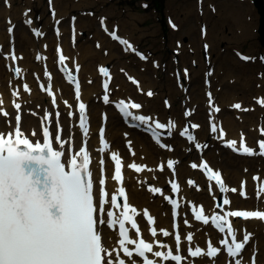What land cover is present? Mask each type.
Segmentation results:
<instances>
[{
  "label": "snow or ice",
  "instance_id": "obj_1",
  "mask_svg": "<svg viewBox=\"0 0 264 264\" xmlns=\"http://www.w3.org/2000/svg\"><path fill=\"white\" fill-rule=\"evenodd\" d=\"M51 3L52 0H49L50 5ZM52 15L53 17L56 15L54 10ZM27 23L32 24V20L28 19ZM57 23L59 22L57 21ZM101 24H104L103 19H101ZM8 31L11 33L12 28L9 27ZM34 31L36 35L41 34L35 29ZM105 31L108 29L105 28ZM57 35H59L58 29ZM112 35L114 39H117L115 33ZM120 43L126 45L128 49L133 48V45L127 40H121ZM10 57L13 62L20 59L14 51ZM7 58L5 57V59ZM36 58L38 60L43 59L40 56ZM65 59L66 57L61 54L60 63L63 64ZM242 59L250 58L242 57ZM13 70L16 76H20L21 69L19 67ZM99 71L110 80L107 68L100 67ZM45 75L48 73L46 72ZM68 79L70 82L75 81V98L79 101L81 98L80 83L71 73H69ZM108 80L103 84L105 93L108 92L109 88ZM22 87L25 92H30L27 83H24ZM41 87L43 88L44 85ZM47 93L52 97L53 105H55L56 99L51 83L47 85ZM18 94V91L13 92L14 96ZM147 95L152 96L153 93L149 91ZM209 97L211 100L210 93ZM103 100L105 103H109V95L105 94ZM64 103L67 104V101ZM258 103L264 105V99L258 100ZM2 104L3 101L0 100V105ZM14 107L17 110L21 109L19 103H15ZM141 107L142 105L139 103L125 104L123 100L120 101V110L127 116H132V113L128 111L129 108L140 109ZM234 107L241 109V104L236 103ZM86 109L85 103L80 102L78 104L79 128L83 132L84 143L75 152L71 148L65 151V145H71L72 138L69 135L67 139H62L63 130L59 126V112L55 114L57 117L55 133L51 132L48 126H44L42 139L37 140L30 139V136L25 134L26 130H22V117L19 112L15 116V123L11 128L3 127L4 121H0V264H126L125 259L120 256L121 252L132 261V264H136V261L132 259L134 254L142 258V264H156V261L150 259L147 254H152L162 261L171 260L180 264L183 259L182 256L173 254V250L168 249V245H159L161 248L168 249L166 252L153 251V243L146 242L143 238H130L126 223H130L131 228L136 230V236H139L140 233L137 221L134 219L138 214L137 208L129 203L125 187L120 186L117 192L111 195L106 190L103 157L99 160L100 176L97 181L98 188L94 193L93 171L90 169L91 157L87 147L89 126ZM242 110L248 111L249 109L244 108ZM213 111L219 112L220 109L213 108ZM0 115L7 117L9 114L0 109ZM68 115L72 116L73 114L69 112ZM185 115H191V113L186 112ZM50 118L51 113L46 112L44 120L50 122ZM132 118L142 124H147L151 119L144 115L133 116ZM154 127L155 129H164L166 125L156 121ZM173 127L175 125L169 121L167 128ZM190 127L195 129L199 125L192 124ZM188 131V127H185L180 134L185 135ZM211 131H217L215 123L212 124ZM223 134L221 129V136ZM30 135L36 137L38 133L33 131ZM153 135L156 136V133L154 132ZM262 135H264V129H262ZM99 137L101 144L99 152L104 153L110 145L105 139L103 127L99 129ZM188 139L192 140L194 137L189 134ZM156 142L161 148L171 150L169 145L160 143L158 137ZM257 144L259 155L264 156V140H259ZM228 146L237 150V141H228ZM196 147L200 148L201 145L197 144ZM129 148L131 149V142H129ZM238 150L241 154H257L256 150L245 143L243 134H241ZM110 159L115 165L114 175L111 179L123 185L122 158L118 152L112 151ZM175 163L176 161L168 160L167 168L173 169ZM127 167L139 173L144 171L146 166L133 162ZM191 167L195 169L197 164L193 163ZM200 168L210 174L209 180H215L221 192L229 191L221 178V172L213 171L207 162L201 163ZM160 170L163 171V166ZM253 179L258 180L260 178L253 177ZM193 183L192 180L188 181L189 185ZM171 188L173 192L179 190L176 183H172ZM149 191L161 193V189L158 187H150ZM230 191L236 193L237 189L231 188ZM262 193H264V185L257 188V198ZM239 195L245 199L248 198L244 191V182L241 183ZM120 198L123 200L122 205L118 202ZM165 199L169 198L165 197ZM169 202L173 206V216H175V209L178 207L177 202L175 200ZM106 205H110V207L106 209ZM222 205L230 207L231 201L224 198ZM217 207L221 208V205L218 204ZM111 208H122V211L117 216ZM193 213L196 221H202L204 225L209 224V217L205 215L203 207L198 211L193 208ZM143 216L147 217L149 224L154 223V219L149 215L147 209L144 210ZM229 217L264 221V210L235 209L224 211L222 209V214L211 217V223L221 233L225 232V225L227 226V233L231 237V241L229 242L225 238L220 241V244L226 249L227 255L235 259L245 250L252 234L245 230L242 240L238 241L237 230L234 229L233 223L228 219ZM187 223L188 221L184 220V224ZM117 230L119 238L115 243L118 248L111 243L113 233ZM162 234L165 237L170 235L166 230H162ZM151 235L153 237L157 235L156 228L151 229ZM187 240L189 242L193 240L191 233L187 235ZM175 242V249L179 252L180 234L175 235ZM130 245H133L134 249H130ZM221 251L220 247H214L213 243L209 241L206 252L201 247H195L194 250L189 248L188 254L193 258L203 256L216 258ZM235 264H241V261L235 259ZM252 264H255V257H253Z\"/></svg>",
  "mask_w": 264,
  "mask_h": 264
},
{
  "label": "bare ground",
  "instance_id": "obj_2",
  "mask_svg": "<svg viewBox=\"0 0 264 264\" xmlns=\"http://www.w3.org/2000/svg\"><path fill=\"white\" fill-rule=\"evenodd\" d=\"M197 4V3H196ZM211 0H201L199 1V4L196 5L197 11L196 16L198 20L203 21L205 24L211 23L210 17L211 13L214 12H220L219 17L227 21L231 27L234 30V34L237 38H244L247 37L248 34H251L253 32L254 28V7L250 4V0H243V1H236V0H225L223 1L219 6L224 8V10H220L219 6L216 9V5L212 6ZM245 5V6H244ZM0 6L5 7L0 9V46L7 47L9 52L12 45H15L16 48L21 52L24 53L23 60L19 61L21 65V74L20 76H16L14 72V62L10 59L9 55L8 58L5 59L3 62L0 60V100L3 101V104L0 105L1 107L7 108L9 112L11 113L14 111L15 114H17L20 110L24 114V119L22 120V129L26 130L27 134L30 135L31 132L35 131L38 133V136L34 137L36 139H40V131L42 124L44 123V114L51 113V127L56 131V120L54 119V113L55 109L52 107L51 99L47 96L48 101L46 103H42L41 100L43 99L44 93L40 92L38 90V83L48 82L50 79L49 77H45L46 71H53L54 73V79L50 80L56 87V90L58 91L59 102L60 106L57 109V111H62L63 117L59 121V126L63 130L65 139L68 138L69 135L74 133V138H76L78 144L80 143L82 139L83 132L78 128L76 124V119H71L67 116V109H65L62 105L64 98L72 99L73 98V90L72 88L64 81L62 78V74L56 72L55 64L57 60V53H55L54 56L49 58L46 63H44L43 60H37L36 56L38 53L41 54L38 49V43L42 44V52L44 54L49 55L50 50L44 49V45L49 44L52 46L55 42V46L57 43H63L65 46L66 53L71 58H78L79 65L82 66L81 69V75L83 79V94L84 97L90 102L89 111L92 114V127L88 135V139L90 142V153L92 155L98 156V150H99V139L97 135V131L100 125H102V121L100 117H98V112L102 110H108L109 111V118H108V131L107 136L110 140V149L116 150L120 154H122L125 157V164L127 168V174L125 178V185L128 187L130 192V204L135 206L137 208V216H141L142 212L147 209L151 211L156 216V226L158 227V234L157 237L154 239V241H161L162 244L168 245V248H172L174 246V230H173V218H172V209L171 206L167 203H164L163 201H156L153 199L152 192L149 191V186L147 184V180L151 179L154 181L155 187H160L166 185L173 177L172 173L165 168L164 172H158L157 169L148 171V167L156 164H163L165 165L166 160H173L175 158V155L182 154L185 155V151L182 148H177L173 150L162 149L158 147V143L152 138L151 134L147 131L146 125L142 124L141 128H129L127 127L122 119H120L111 109L110 105H106L104 103L96 104L92 97L95 91L99 89L100 79L101 77L98 75V69L100 66H103L102 62H104V58L100 55V49L104 47H111L112 43L110 40L106 38V34L108 31L114 30L113 23H110L107 25L108 31H104L102 29V26H98L96 35H95V41L92 44H82L81 47L74 46V40L71 38H68L65 33V27L61 26V33L60 35H53L50 40L48 39V33H45V30H42V34L40 36L39 42H37L36 37L32 34L30 35L29 32H27L26 27L28 25L27 21L25 22L27 25L24 28L20 26V15L16 12L10 13L9 12V6L6 0H1ZM61 9L60 16L64 15V10L62 7H59ZM219 8V10H218ZM216 10V11H214ZM11 11V10H10ZM13 16L16 26L13 30L12 23L10 22L9 25L2 23V18L7 16L11 17ZM12 18V17H11ZM218 18V19H220ZM30 18L27 17L26 20ZM103 19V18H102ZM104 20V19H103ZM136 17H133V19H130L131 23V29H136ZM11 21V19H10ZM138 21V20H137ZM88 27H90V24L94 22L92 19L91 21H88ZM101 23V22H100ZM14 24V23H13ZM33 24V22H32ZM96 24V22L94 23ZM6 25V26H5ZM213 25L209 28V30L206 32L205 35H201L197 42L194 43L195 49L197 51V55L199 57L200 54V48L198 45L201 42L210 43V50L216 49L214 42L215 40L212 38V29H214ZM9 27L12 28L13 36L15 37L14 42L8 41V36L12 33H9L8 29ZM33 28H36L35 25H32ZM82 28V18L78 20V23H75V30L80 33V29ZM116 29H120L121 31L118 32L121 34L124 38V40H127L130 44L133 45L134 48V39L129 34L132 30L129 32L125 29H121L119 27H116ZM138 32V31H137ZM117 33V32H112ZM139 33L140 30H139ZM109 34V33H108ZM12 35V34H11ZM110 35V34H109ZM108 35V36H109ZM201 41V42H200ZM98 42H103L98 45ZM111 42V43H110ZM115 47L120 49L119 46L122 48V50L126 51V53L130 54L133 50L128 49L126 45L114 43ZM49 45V46H50ZM49 46L47 49H49ZM54 46V48H55ZM115 49V50H118ZM88 52H91V54L87 55ZM109 56H113V53L108 54ZM223 56V54H221ZM126 57V56H125ZM1 58V54H0ZM48 58V57H46ZM87 58V61L85 63V59ZM55 59V61H54ZM146 63H149V60L145 59ZM144 60V61H145ZM223 62L229 63L232 60V56H223ZM72 61V60H71ZM144 61L139 60L138 66L142 68V66L145 64ZM73 62V61H72ZM151 62V60H150ZM160 63L156 62L154 69L155 72L159 69ZM239 70H242L243 68H238ZM115 66L112 69L113 74L116 73ZM232 69L230 67H226V73H230ZM138 73L141 77L140 79L143 80L144 77L148 78V76H145L144 74L135 71ZM87 73H90L89 76H87ZM219 76H222L223 71L218 70ZM96 74V82L94 84L89 83L87 80L91 75ZM26 75V82L29 83L32 87H36V89H32L31 95H28L25 91H22L21 89L23 81L22 76ZM129 77H133V72H129ZM116 77H114V81L112 83V86L114 83L118 81V84L120 86H127L129 88L133 89L132 83L128 79H119L118 74H116ZM135 78V77H134ZM151 78V77H150ZM219 78L215 81V84L213 83L212 88L214 86L217 88V92L213 95V103L209 99H207V106H210L211 104L216 105L217 100H222L224 103L227 101H232V104L235 105L237 100L235 97H238V94L236 93L237 90H244V91H251L252 85H251V79L250 78H241L239 81L230 82L228 80H225L223 83H219ZM137 80V78H135ZM155 78H151L152 83L150 80L147 81V87H153ZM244 79V80H243ZM156 81V80H155ZM262 80L260 81V83ZM145 85L139 81V84L137 85V89L143 90V87ZM134 89V90H137ZM263 86L260 85V91H263ZM18 91V95H13V92ZM137 91V92H138ZM233 91V92H232ZM136 92V94H137ZM254 91H252L253 93ZM121 95L120 99L125 98L127 95H125L123 92L119 93ZM225 95V96H224ZM253 94H247L245 96H241L240 98L243 99V103L247 102L250 104V110L251 112L248 114H243L241 112L230 110L224 103H221L224 105L222 107V110L218 113H211V116L215 117L217 120L223 121L227 128L228 135L226 139H222L217 134L214 135V140L212 142V147L208 148L207 150H201L199 152L195 153V160L198 161V167L196 169H193L187 165L181 164L178 169V175L180 182L182 184V192H181V204H182V211H188V209L191 206L197 205L198 203H202L205 207V209L209 213H213L218 210V207L215 203L214 197H217L221 191L219 187L216 186V184L210 180H207L204 178L202 169L200 168V159L199 156H205L209 160L212 161V164L217 163V158L220 152H222V158L227 157V162L223 165V169L225 170V174L227 177L228 183L231 185L237 186V188H240V184L244 176L238 177L241 174H244V172L248 171V169H261L260 173L262 175L260 181L254 182L252 178L251 173L250 177H246L249 181V190H250V196L247 199H243L239 195H232L230 191L228 192H222V194L229 196L232 199V204L229 206L222 207V209L225 211L228 208L231 207H248V208H254V207H262L264 208V193L261 194L260 198L256 197V189L255 185L260 184L261 182H264V160H262V157L255 156L251 158L250 156L244 154V155H236L234 157V154H232L230 151H228L227 154L224 153V150L220 148L219 144L220 142H225L229 140H236L237 145H239L241 134L244 136V140L248 142V144H253L254 141L252 139L253 135L256 134L257 129H259L257 123L252 122L250 123L251 126H246L245 122L243 120L245 119V116L247 115V118L254 117L257 115L256 113H262L263 109L257 107H253L250 102V98ZM259 97V96H258ZM257 97V100H258ZM31 99V102H25L26 99ZM158 99L160 97H157L152 104L156 105L159 103ZM73 100V99H72ZM196 100H199V97H197ZM188 101L192 102V99L188 97ZM195 101V98H193V103ZM19 103L21 105V109L17 110L11 103ZM144 110V109H143ZM56 111V112H57ZM147 111V112H146ZM156 107L151 108V106L146 110L142 111L145 114L151 116L152 119H157L159 116L156 114ZM173 113H178L176 109H172ZM149 112V113H148ZM151 112V113H150ZM153 112V113H152ZM191 118H198L200 116V110L196 111V113L191 115ZM8 117V116H7ZM5 116H1L0 121H4L3 127L11 128L15 123V115L10 116L9 119ZM164 117V116H163ZM176 118L178 119V126L181 127L184 121H187V117H178L177 114L173 118V120L166 119L165 117L162 119H165L166 121H173L175 123ZM168 123V122H167ZM141 124V123H140ZM247 129V131H246ZM204 131V129H203ZM196 136H197V143H200L204 140V132L201 130V126L199 129L194 130ZM174 133V132H173ZM31 136V135H30ZM167 142H170L171 140H166ZM129 142H131V145H134V148L136 149L135 155H131L126 150V146L129 145ZM188 142V141H187ZM67 148V145H65V150ZM202 154V155H201ZM159 158L161 161H157L156 159ZM202 158V157H201ZM232 158V159H230ZM199 159V160H198ZM137 163L139 165H144L145 170L142 172H135L131 168L127 167L130 163ZM157 162V163H156ZM95 167V174H96V181H98L100 173H99V166H98V158L96 157V162L94 164ZM220 167V166H218ZM222 167V166H221ZM220 167V168H221ZM110 177H109V188L110 190L116 191L118 189L117 184H115V181L111 179L112 177V166H110ZM191 178H195L197 180V185L193 187L192 185L188 184V181ZM208 189H214V193L210 194V192L206 191ZM184 220H187L188 223L184 224ZM241 224H246L247 232H250L252 234L251 239L249 243L246 245L245 250L242 252L241 255H239V259L245 258L249 259L251 255L256 254L258 257V264H264V221H260L258 219L244 221V220H237L236 227L238 234L240 238H243V235L245 232H241ZM151 226L149 224H146V229L149 231ZM181 228H182V243L184 245H192L194 247H201L206 252V241L207 239L213 235V229L211 228V225H204L201 223H196L192 219V216L188 213V216L186 218H181ZM162 230H166L170 233L169 236L165 237L162 234ZM191 233L193 235V240L188 243L185 240L186 235ZM218 235H223V233H219ZM217 235V236H218ZM118 239L117 232L113 233V240L111 241L112 245L116 247L115 241ZM153 239V238H152ZM215 245L221 247V252L217 256L216 259H209L207 256L199 257L198 259H193L194 264H225L226 261L230 260L233 257H230L227 255L226 249L222 244H220L219 239H217V243ZM162 250H168L166 248L157 247L155 248V251H162ZM242 259V260H245ZM246 260V261H247ZM191 261H186L185 264H190ZM166 264H174L171 261L166 262Z\"/></svg>",
  "mask_w": 264,
  "mask_h": 264
},
{
  "label": "rangeland",
  "instance_id": "obj_3",
  "mask_svg": "<svg viewBox=\"0 0 264 264\" xmlns=\"http://www.w3.org/2000/svg\"><path fill=\"white\" fill-rule=\"evenodd\" d=\"M63 1L64 4L58 2V5L59 6L64 5L63 9H65L66 7L67 10V12H65L66 20L64 19L65 20L64 25L66 27L68 26V21L70 20V18H75L77 20H79V18H82L83 25L81 30L82 31V38L80 40L81 44L93 45V42L95 41V35L97 32L96 28H98V24H99V20L97 21V19H100L99 16L100 14L112 16V18L108 17L112 23L118 22L119 26L122 27L124 26L128 30L131 29V27L129 26L130 22L128 21L129 16L134 15L136 18H139V21H136L137 22L136 29L137 31L141 29L144 30L141 32L142 36L139 37L140 33L130 32L132 37L138 40L137 42L139 46L136 47L135 50H140L145 54H147V50H149L151 55L158 58L159 61L162 63L163 69L161 71L157 70L156 72L151 73L150 67L146 64L143 67L146 69H144V71H140V68H138V66L135 64L137 61L136 54L129 55L127 58H121L122 55L118 58L111 57L107 62H112L116 68L126 66L127 68L130 69L131 67H134L136 68V70H139L142 73H147L149 77L151 75H153L154 77L159 76L161 80L159 81L157 79L153 88L157 89V91L159 92L157 96L160 97V104L164 105L165 100L170 101L171 104L173 105V109L176 108V110L181 115H184V108L186 106V104H183L185 95H181V93L184 90L189 91V93L191 94L190 96L193 98L199 97L202 106L207 105L204 79L206 77H209L208 71L211 69L212 70L219 69L223 71L222 76H220L219 78L218 81L219 83H223L225 80H230V79L231 82H233V80L235 82L236 78L239 77L252 78L251 91L249 92V91L237 90L236 93L238 94V96L252 94L251 92L254 90L255 87L256 89L253 93L260 91V87L258 88L256 86L260 78L262 79V84L264 87V47L261 45L259 41V34H258L259 14L256 12H254L253 32L251 34H248V36L245 37V39L243 38L239 42L235 40V34L231 25L224 19L220 18L218 13L211 14L210 21L211 23H213V25H215V28L212 30L213 31L212 34L215 39L216 50H213L212 52L213 53L212 56L214 55L213 56L214 62L205 64L202 62L203 61L202 57L199 58L195 56L193 53H191V48H193V44L195 43V40L198 39L200 27L203 26H200V24L196 25L198 29V33L195 34L191 32L190 34V21L186 23L185 22L186 20L184 18L187 17V12L189 9H194L197 0H167L165 5L166 7L165 12L163 10L161 12L157 11L156 3H155L156 0H92L89 3H85L84 0H60V2ZM199 1L201 0H198V2ZM219 1L220 0H211L213 5L215 2L217 4V2ZM6 2L8 3L9 6L8 8L11 10V11L9 10L10 13L17 11V13L20 15L19 21L21 23L20 24L21 27L24 28L25 17H26L25 13H27V16L28 15L32 16L33 20L37 24H41L47 29L51 28V23L49 20L51 15L49 9L52 8V6L48 4L46 0H6ZM187 5H192V7L187 8L186 7ZM2 8L0 6V9ZM54 9L57 10L58 12L57 6L54 7ZM11 17L13 18L12 15ZM11 17H7V16L3 17L2 23L8 25L7 19ZM167 17H172L176 20V23L178 24V29L176 28L177 30L176 29L175 31L172 30V28L167 24L166 22ZM218 18L222 20H219ZM87 19L88 20L95 19V21L90 24V27H88V25L84 22ZM193 19H194V24H196L195 18ZM95 22L96 24H94ZM25 30L29 32V29H25ZM185 30L189 35V37L186 43H182L181 40L184 39V36L186 35ZM50 33L52 34V31H50ZM231 39H233L234 43H231ZM178 40L181 44L178 43ZM232 44H236L237 46L236 48L237 49L239 48V51L237 53H234L233 50L235 48H233ZM180 49H184V53H185L182 59H178L176 57V52L179 51ZM224 49H226V53L224 54V56L225 55L227 56V54H231V56H234L233 60L230 61L229 63L223 62L222 60L223 56H220V54L223 53ZM202 53L204 57V52L202 51L201 55ZM240 53H244L250 56L251 60L249 62H244L239 57ZM0 54H1L0 59L3 60L6 55V48H4V50H2ZM219 57L221 58V60H218L219 62L218 64H216V60ZM192 61L198 63V66L197 67L193 66ZM177 64L180 65V67H178ZM224 65L231 67L232 70L230 71V73H226V68L224 67ZM237 66L243 68L242 69L243 71H240L237 68ZM174 70L175 72L176 71L178 72L182 71L184 73L186 72V74H184V76L180 79L179 77H175L174 79V77H170V73H173ZM212 70L210 71L211 73L213 72ZM152 71L154 70L152 69ZM203 72H205L204 75ZM218 75L220 74L218 73ZM253 78L256 79L257 82H253ZM210 79H212V77ZM181 87H183V90L177 92V89ZM258 94L256 93L252 95L254 103L256 101V97ZM260 94L264 95V92L260 91ZM235 99H238L239 102H242L240 97H235ZM219 103H221V100H219ZM225 104L228 105L230 108H235L232 106L231 102H226ZM242 108L243 105H241V111H244L242 110ZM207 111H208V107L205 108L203 107L201 118L203 119L205 117L204 118L205 123L208 115ZM163 113L165 116H168L169 114H172V111L165 110L163 111ZM262 114H264V111ZM258 125H261V128L258 130V133L255 135V137L263 136L262 129H264V119L260 120V123ZM177 136L179 137L180 135ZM201 144L204 143L202 142ZM176 146H182L184 149L185 143L183 139L177 141ZM225 146L226 144L223 143L222 148H225ZM194 149H195L194 146L192 147L190 146L191 152L189 154L191 156L194 154ZM182 162L188 163L189 166L193 164L192 160L188 159L187 156H185L184 159L180 160V163ZM254 171L256 170L254 169L249 170L246 176L247 177L250 176V174ZM240 176H245V175L241 174ZM168 188L169 186L161 187L160 189L161 191L165 192L168 190ZM154 194L158 197L161 196V193H154Z\"/></svg>",
  "mask_w": 264,
  "mask_h": 264
},
{
  "label": "water",
  "instance_id": "obj_4",
  "mask_svg": "<svg viewBox=\"0 0 264 264\" xmlns=\"http://www.w3.org/2000/svg\"><path fill=\"white\" fill-rule=\"evenodd\" d=\"M256 1L260 7L261 12L264 14L263 0H256ZM261 33H262V42L264 44V16L262 17Z\"/></svg>",
  "mask_w": 264,
  "mask_h": 264
}]
</instances>
